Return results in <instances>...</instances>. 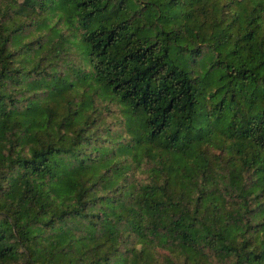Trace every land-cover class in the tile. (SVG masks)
I'll return each instance as SVG.
<instances>
[{
	"label": "trees",
	"instance_id": "obj_1",
	"mask_svg": "<svg viewBox=\"0 0 264 264\" xmlns=\"http://www.w3.org/2000/svg\"><path fill=\"white\" fill-rule=\"evenodd\" d=\"M19 1L0 264H264V0H21L2 25ZM47 10L81 47L34 35Z\"/></svg>",
	"mask_w": 264,
	"mask_h": 264
},
{
	"label": "rangeland",
	"instance_id": "obj_2",
	"mask_svg": "<svg viewBox=\"0 0 264 264\" xmlns=\"http://www.w3.org/2000/svg\"><path fill=\"white\" fill-rule=\"evenodd\" d=\"M21 0L15 4H11L8 9V13L1 18L2 25L6 27H11L13 23H16L21 18L28 17L30 15L29 10ZM41 19L39 24V31L35 32L34 35L42 34L44 37L49 38L48 40H54L57 34L61 31L67 35L71 41V46L74 49L81 47V33L82 31L76 26L74 17L62 13L61 11H44L40 14H36ZM200 16V9L195 8L189 11L187 14L188 22L194 26L198 24V19ZM1 17V13H0ZM40 52V49H36L31 56L35 57Z\"/></svg>",
	"mask_w": 264,
	"mask_h": 264
}]
</instances>
